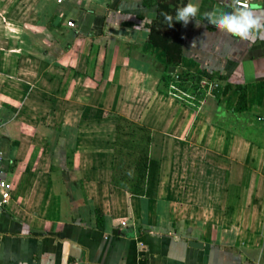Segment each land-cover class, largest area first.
I'll return each instance as SVG.
<instances>
[{
  "label": "crops",
  "instance_id": "obj_1",
  "mask_svg": "<svg viewBox=\"0 0 264 264\" xmlns=\"http://www.w3.org/2000/svg\"><path fill=\"white\" fill-rule=\"evenodd\" d=\"M51 2L0 0V154L12 187L0 206V264H264V39L250 44L207 22L232 11L231 0H191L197 16L170 30L182 39L180 68L223 75L232 89L220 102L201 89L185 103L159 88L153 63L167 56L149 41L157 7ZM20 6L49 16L32 23L41 30L10 28L23 23ZM251 8L264 12V0ZM23 29L72 45L47 62L20 50ZM116 116L161 137L155 198L112 183Z\"/></svg>",
  "mask_w": 264,
  "mask_h": 264
},
{
  "label": "trees",
  "instance_id": "obj_2",
  "mask_svg": "<svg viewBox=\"0 0 264 264\" xmlns=\"http://www.w3.org/2000/svg\"><path fill=\"white\" fill-rule=\"evenodd\" d=\"M53 9L60 8L66 0H51ZM145 7H157L156 22L159 26H149V41L156 47L163 49L167 56L165 65L154 62L153 66L157 70H162L159 88L166 93H171V86L176 85L184 92L197 94L202 88L200 82L207 79L210 83L218 84L211 94L220 102L222 96L226 95L232 85L226 83L223 75L212 74L203 71L201 74H194L181 70L183 57L182 39L175 33L172 34L164 24L163 13L173 16V28L179 29L181 22H175L176 10L186 4V0H144ZM58 14V12H57ZM20 37V50L30 53L47 62L55 60V52L68 50L72 45V39L65 34L55 31L51 33L35 34L23 29L18 32ZM54 55V56H53ZM55 57V58H54ZM175 72L171 73L170 69ZM178 77V80L176 79ZM225 82V83H223ZM236 91L239 94L237 107L240 111H247L248 93L245 86L237 85ZM194 96V97H195ZM185 103H189L183 101ZM115 134V157L113 163L112 183L132 195L148 198H155L159 186L160 160L153 156L151 147L154 143V135L151 130L140 126L122 116H116ZM96 227L104 230L106 218L101 211L95 212Z\"/></svg>",
  "mask_w": 264,
  "mask_h": 264
},
{
  "label": "clouds",
  "instance_id": "obj_3",
  "mask_svg": "<svg viewBox=\"0 0 264 264\" xmlns=\"http://www.w3.org/2000/svg\"><path fill=\"white\" fill-rule=\"evenodd\" d=\"M232 11L217 14L215 11L206 13L207 22L221 32L254 44L258 38L264 39V12L249 8L243 0H231ZM199 5L191 2L176 10L175 22L187 26L197 16ZM164 22L173 27V16L163 13ZM199 26V22H197Z\"/></svg>",
  "mask_w": 264,
  "mask_h": 264
},
{
  "label": "built area",
  "instance_id": "obj_4",
  "mask_svg": "<svg viewBox=\"0 0 264 264\" xmlns=\"http://www.w3.org/2000/svg\"><path fill=\"white\" fill-rule=\"evenodd\" d=\"M255 0H243L244 3L248 5L249 8H251L252 3ZM69 27H73L74 24L70 21L68 22ZM178 80V77H176ZM201 88L206 90L208 94L212 92V90L218 86V84L210 83L207 79H203L200 82ZM171 95L179 100L188 102L189 100H194L195 97L191 94L182 91L179 89L176 85L171 86ZM6 165H5V159L2 154H0V206H7L10 204L12 199V187L9 184V182L6 179Z\"/></svg>",
  "mask_w": 264,
  "mask_h": 264
},
{
  "label": "rangeland",
  "instance_id": "obj_5",
  "mask_svg": "<svg viewBox=\"0 0 264 264\" xmlns=\"http://www.w3.org/2000/svg\"><path fill=\"white\" fill-rule=\"evenodd\" d=\"M35 11H36V9H34V10L32 8L26 9V8H21V6H20L15 11V13L17 12L16 13V16L18 17V19L20 20V22H23V23H19L17 25H13L11 27L9 25L8 27L12 28L13 30L14 29H17V28H23V27L24 28H27V29L29 28V30H32V29L33 30H41L42 25L34 26V24L32 25V23L36 22L37 20H39V21L46 20L47 18H49V16L45 15L42 19H38L39 16L37 15V13ZM3 15L5 17H9L10 16V10H7V13H4ZM35 18H37V19L35 20ZM67 26H68V23H67ZM4 28L5 27L2 25L1 26L2 34L4 33V31H3ZM169 30H173V27H169ZM154 137H155L154 140H155L156 145H155L154 150H153V156L156 157V158H158L159 155H160L159 153H160L161 137L160 136H154Z\"/></svg>",
  "mask_w": 264,
  "mask_h": 264
},
{
  "label": "water",
  "instance_id": "obj_6",
  "mask_svg": "<svg viewBox=\"0 0 264 264\" xmlns=\"http://www.w3.org/2000/svg\"><path fill=\"white\" fill-rule=\"evenodd\" d=\"M170 72H171V73H174V72H175V69H174V68L170 69ZM189 245H190L191 247H194V248H203V244L200 243V242H196V241H192V242H190Z\"/></svg>",
  "mask_w": 264,
  "mask_h": 264
}]
</instances>
